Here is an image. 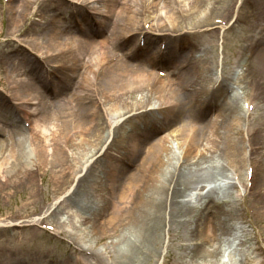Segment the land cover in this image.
<instances>
[{
	"label": "rangeland",
	"instance_id": "1",
	"mask_svg": "<svg viewBox=\"0 0 264 264\" xmlns=\"http://www.w3.org/2000/svg\"><path fill=\"white\" fill-rule=\"evenodd\" d=\"M73 1L77 3L70 0H0V115L5 114L29 129L23 130L21 136L26 137L25 148L30 157L28 155L25 157L31 158L30 163L32 164L29 174L19 176L13 159L5 163L9 151L4 150V154H0V162L7 165L6 171L2 173L0 186V255L2 257L13 249L15 252L13 255L25 256L34 261L41 260L45 264V259L48 260L47 264H69L67 261H71L69 260L71 258L76 264V256L82 255H79L75 249L82 247L83 255L88 257L84 259V264H96L97 257L105 258L111 250L115 249V246L111 244L110 231L106 235L103 234L98 222L85 221L86 214L81 206H74L67 201L66 194H69V189H73L78 180L71 178H66L62 182L57 180L61 164H73L77 156H80L75 155L76 148L70 144L67 136L59 135L56 147L51 140V132H57L59 125L65 122L67 104H72V93L76 88V83L80 80V74L79 72L74 73L71 69L72 62H76L75 59L68 61V56L63 53L56 54L59 51L54 47L55 40L54 42L53 39L48 41L50 37L48 33L53 31L55 24L60 28L73 24L75 19L82 23L80 10L87 11V8H92L97 4L96 0ZM156 1L159 6L163 4V0L162 2ZM175 1L173 3L177 9L174 16L180 21L178 31L172 33H169L168 29L164 31V28H168L167 23L172 14H157L155 8L151 7L140 8V26L157 32L161 37L155 44L156 49L165 42L170 48L171 37H176L179 31L184 32L178 39H181V43L187 42V39L194 41L191 46L186 45L190 48H186V51L192 50L193 57L200 58L203 66L205 56L195 43L209 37L213 40L212 54L215 57V66L212 73L211 70L205 72L206 76L202 72L195 75L194 70H190L188 73L190 81L184 83V86L189 95L191 93L196 95L192 98L196 105L187 102L186 106L184 105L185 98L180 97L179 102L182 105H176L178 109L170 116L167 132H173L177 126L187 121L192 123L198 133H202V124L204 122L207 124L208 120L217 117L226 101L233 98L239 115L246 118V121L241 120L240 123H234L232 129L237 136L242 137L241 149L245 155L251 157L252 162L256 161L261 165L257 174L251 178L248 175V168L251 164L247 163L242 167L239 163H231L226 159V152L213 153L212 158L205 163L188 165L187 172L204 178V181L192 184L179 196V202L186 204L190 212L183 217H177L175 221L176 230L179 232L177 236L173 237L172 232L166 233L169 230L168 224L164 225L161 231L163 240L161 238L159 244L163 255L159 257L160 259L157 256L154 261L159 260L158 264H192V249L195 248L196 242L200 241L197 237L203 231V219L213 220L215 217V208H207V202L212 197L219 202L229 201L237 208V212L234 215H223V218L228 221L230 228L228 231L217 230L218 234L210 240L204 238V246L209 250L215 249L218 245L221 247L218 261L216 256L211 255L208 264L213 262L216 264H264V173L262 174L264 170V127L261 128L256 122L260 115L264 114V0H190L189 3L188 1L181 2V0ZM192 1L198 9L202 10L190 15L187 12L194 11ZM116 10H119L118 6ZM88 12L90 14V11ZM106 17L108 19L106 24L110 29L115 23L116 15L106 14ZM202 18L205 23L201 22V25H198L195 20L202 21ZM95 19L96 16L89 17L88 29L81 28L84 31L82 30L83 36L80 37L88 39L93 37L92 40L96 42L104 40L108 29L101 32L96 31L97 21ZM163 19L166 20L164 26L158 25L157 20L160 22ZM163 32H168L167 37L161 35ZM60 33L63 34L61 38L68 37L69 34L64 31ZM184 34L187 39L182 37ZM43 41H45L44 44H42ZM129 48V45L117 48L116 54L111 58L115 67L123 63L125 58L122 59L119 55L127 52ZM172 48L177 49L173 46ZM38 49L43 50L42 55L40 53L37 55ZM107 49L111 48L107 47ZM146 58V54H141L139 57L131 55L129 61L133 62V65L141 64L146 71L150 72L151 68ZM177 58L178 65L180 64V66L177 65L179 71L174 68L170 70L177 71L179 76L180 72L188 70L192 64L183 62V54ZM108 62L109 59L100 57V64L93 79V87L98 97L96 101L100 109L98 113L101 112L99 116L103 122L106 121V126L107 119H109V124H115L121 111H125L132 103L135 104V97L139 98L142 92L149 93L152 97L153 104L147 108L154 107L156 99L153 85H150V88L124 94V100L121 97L114 100L107 98L105 90H109L112 84H115L106 82L110 67ZM12 67L17 70H13ZM41 67L49 72L45 73L48 79L52 80L50 77L52 73L56 82L60 84L65 83L60 80V75H62L60 72H73L70 79L73 84L72 88L63 93L55 90L53 83L47 80L42 81ZM72 67L77 68L78 66ZM165 67L167 68L164 64H158L155 68V75L162 77L156 73L161 69L169 72ZM203 69L205 70L201 66L200 70L203 71ZM234 75L238 78L237 83H235ZM172 76L175 77V75ZM13 81L17 82L16 88L13 87ZM174 81L175 91L179 92L181 86L178 80ZM152 82L158 84L156 80ZM220 84L223 89L219 90L214 97L209 94L210 100L205 96L199 98L195 93L197 91L202 94L200 92L202 86L212 91L219 88ZM21 93L29 94L25 102L19 98ZM118 94L121 95L122 91H118ZM114 101L119 102V110L112 111L113 107L110 103ZM65 102L68 103L65 104ZM150 111L151 115L147 121L153 127L160 126L163 120L162 115L157 113L159 109ZM79 115L83 119L87 117L83 109L79 110ZM43 118L47 121H43ZM34 119L40 122L38 127L34 126ZM26 121L28 125L24 124ZM42 124L48 127L45 133L49 141L46 151L43 152L39 150L38 144L31 140V132L39 130ZM109 131L108 127L103 129V133L108 137L105 143L111 141L112 136H108ZM119 131L116 130V133ZM4 137L5 135H0V138ZM155 139L156 136H152L149 141ZM147 145L148 143L144 144V146ZM170 145L173 150V165L182 163L184 156L176 140L171 138ZM144 146H142L143 151L146 149ZM41 156L42 159H40ZM96 157L89 159L90 161L88 160L82 169L79 167L74 172L75 177L83 175ZM64 159L68 163L63 162ZM195 160V157H192L187 163ZM126 167L129 169L126 173L135 169L134 166ZM89 174L94 173H85L87 176L84 179L89 180ZM80 188V191L83 190L82 195L89 190L93 198L106 194V191L102 190L98 184L87 189L80 185ZM82 195L79 198L81 202L83 201ZM57 201L59 202L53 207L52 205ZM167 213L168 210H166ZM167 216L169 218V214ZM39 218L44 220L40 226H37L36 220L32 222V219ZM10 221L17 222V224L3 225ZM99 235H102V238L97 240ZM1 262L2 260L0 264Z\"/></svg>",
	"mask_w": 264,
	"mask_h": 264
},
{
	"label": "bare ground",
	"instance_id": "2",
	"mask_svg": "<svg viewBox=\"0 0 264 264\" xmlns=\"http://www.w3.org/2000/svg\"><path fill=\"white\" fill-rule=\"evenodd\" d=\"M160 1L162 2V0ZM173 1L176 2L175 0H163V4L159 6L156 0H96L97 4L93 5V9L89 7L87 11L84 9L80 11L82 12L81 16L86 28L90 24L89 17L96 16L95 20L98 21L96 31L98 32L108 29L106 14L112 15L114 13L116 15L115 23L108 29V34L103 41L96 42V40H92L93 37L88 39L73 33L74 30L84 31V29H81L84 28L83 26L78 27L76 24L65 25L60 28L55 24L53 31L48 33L50 36L48 41L53 39L54 42L55 40L54 47L59 51L56 54L63 53V55L68 56V61L75 59L76 62H72L71 69L74 73L79 72L80 74V80L76 83V88L72 93V104L69 103V105L67 104L68 102H65L68 108L65 122L59 125L57 132H51V140H53L56 147L59 140L58 136H67L70 144L76 148L75 155H80L79 157L77 156V160L73 164L68 163L64 159L63 162L68 163V165L62 163L60 167L61 173L59 172L58 182H62L66 178L78 180L77 186L75 185L76 187L74 186L69 194H66L68 197L67 201L74 204V206L83 208V212L86 214L85 221L98 222L103 234L106 235L108 231L111 233V244L115 246V249L111 250V253L105 258L99 259L97 257L96 264H156L157 260L155 262V258L158 256V259H160L159 257L163 255L159 244L161 243V231L164 225L168 224L169 230L166 233L172 232V236L175 237L179 233L175 227L177 225L175 223L177 217H183L190 212L186 204H182V201L179 202V196L192 184L204 181V178L187 172L186 168L188 165L205 163L212 158L215 152L218 154L226 152L227 160L231 163H239L242 167L247 163L252 164L253 176L257 174V170L261 165L256 161L252 162L251 157L245 155L241 149L242 137L237 136L232 129L234 123H240L241 120H243L242 122L246 121V118L239 115V110L233 98L226 101L217 117L211 118L210 121L208 120L207 124H205L206 122L202 124V133H198L192 123L187 121L181 126H177L173 132H167L166 128L167 123L171 120L170 116L178 109L176 105L181 104L179 102L180 97L185 98L186 102L184 105L186 106L187 102L195 104L192 98H195L196 95L192 93V95H189L184 86V83L190 81L188 76L190 70L193 69L195 75L202 72L206 76L205 72L211 70L212 73L215 66V57L212 54L213 40L209 37H205L195 43L196 45L198 44L203 52L202 55L205 56L203 66L200 63V58L193 57L192 50H185L189 48L186 45L189 44L191 46L194 41H188L185 34L182 37H185L187 42L181 43V39H178L180 34L184 32L179 31L176 37H171V47L168 48L166 46V49L171 50L165 56V53L160 52V47L156 49L155 45L161 37L158 34L153 36L149 30H145L140 26V8L151 7L155 8L157 14H172L171 19L167 23L168 28H164V31L167 29L169 33L178 31L180 29V21L175 19L174 15L176 14L177 6L174 5ZM186 1L188 3L191 2L190 0H181V2ZM192 3L194 11L191 10V12H187L188 14H195L202 10L198 9L194 1ZM117 6L119 10H116ZM88 11H90V14ZM165 21V19L160 22L157 20V24L164 26ZM195 21L198 25H201V22L205 23L204 18H202V21L198 19ZM62 31L64 33L68 32V37L61 38L63 34L60 32ZM142 34L145 36L144 47L139 45ZM166 34L168 32H163L161 35L167 37ZM44 43L45 41L42 42V44ZM126 45H129L130 48L124 54L119 55L122 59L124 57L125 60L119 67H115L111 58L116 54L117 48H122ZM172 46L181 49L178 55L175 54V49ZM107 47L111 49L108 50ZM38 53L42 55L43 50L38 49L37 55ZM130 54L134 57L146 54L147 63H149L151 71H146L141 64L133 65L134 63L129 61ZM181 54L184 57L183 62L192 64L188 70L180 72L179 76L177 71L170 70V75L168 74L167 78L155 75L153 67L158 64H164L169 69L174 68L179 71L177 67L179 57L177 58V56ZM101 56H103V59H109L108 63H110L106 82L109 84L115 83L112 84L109 90H105L107 98L114 100L121 97L124 100V94L133 93L143 88H150V85H153L156 99L154 107L147 108L153 104L152 97L149 96V93L142 92L139 98L135 97V104L132 103L127 106L125 111H121L115 124H109V119H107L106 126V121L103 122L99 116L101 112L98 113L100 111L96 101L98 97L93 87V79ZM159 57H162L160 59L162 62L158 60ZM74 65L78 67L73 68L72 66ZM201 66L205 70H200ZM12 68L17 70L14 67ZM40 70L42 71L40 75L43 78L42 81L46 82L45 68L41 67ZM73 72L67 74L65 71L60 72L62 75L58 77L65 80V83L61 85L55 81V77H52L53 88L61 93L71 89L73 84H71L70 79L74 74ZM172 75H175V77ZM175 79L178 80L181 86L179 92L175 91ZM152 80L158 81V84H154ZM13 83V87L16 88L17 82L13 81ZM222 89L221 84L219 88L212 91L202 86L200 88L202 94L197 91L195 93L199 98L205 96L209 99V94L214 97ZM118 91H122V94L119 95ZM19 98L25 102L29 98V94L21 93ZM110 104L113 107L112 111L119 110V102L114 101ZM151 108L153 110L159 109L157 113L162 115L161 119L163 120L160 126L153 127L147 121L151 115ZM80 109L84 110V114L87 115L86 119L79 115ZM220 115L222 116L221 118L219 117ZM12 119L5 114L0 115V135H5L4 138H0V154H4V150H8V158L5 163L13 159L19 176H26L31 172L30 166L32 164L30 163L31 158H26L27 155L29 156L25 148L26 137L21 136V133H23V130L29 129ZM43 121L46 122L47 119L43 118ZM256 122L261 128L264 127L263 113ZM36 125L38 127L40 122L34 119V126ZM106 127L110 130L108 136H112L109 143H105L108 137L103 133V129ZM221 129L223 130L221 131ZM46 130H48V127L42 124L39 130L31 132L32 142L37 143L39 150L42 152L46 151L47 143L49 142L45 133ZM116 130L120 131L116 133ZM152 136H156V139L149 141ZM171 138L176 140L178 148H181L184 156L182 163L173 165ZM145 143H148V145L144 146ZM142 146L146 148L144 149L145 151H143ZM75 155H73L74 159H76ZM93 157H96V159L85 173L91 172L94 174L88 175L89 180L84 179L87 176L85 173L76 178L74 172L79 167L81 169L85 167L84 164ZM192 157H195L196 160L192 163H187ZM42 158L41 156L40 159ZM128 165L134 166L135 169L126 173L129 170L126 167ZM6 166L0 162V186L2 184V173L7 169ZM263 173L264 170L262 171ZM95 184H98L102 190L106 191V194L99 198H93L88 190L82 195L83 190L80 191V185L87 189ZM80 195H82L81 199L83 198L82 202L79 200ZM58 202H54L52 206L55 207ZM207 208H215V217L213 220L202 218L204 227L197 237V240L200 239V241H197L194 245L195 248L192 249V264H208L209 256L212 257L211 255L213 257L216 256L218 261V256L221 254L220 245L213 250H209L204 246V238L210 240L218 234L217 230L228 231L230 229L228 221L223 218V215H234L237 212V208L229 201L219 202L212 197L207 202ZM166 210H168L167 214ZM35 220L36 225L40 226L44 219H32V222ZM13 224H17V222L10 221L3 225L10 226ZM100 238H102V235H99L97 240ZM75 251L82 255L80 257L76 256L75 263L84 264V259H88V257L83 255V248H77ZM14 253L13 249H11L10 253L4 257L0 255L1 264H45L41 260L38 261L36 259L34 261L25 256L13 255ZM69 260H71L67 261L69 264H74L72 258ZM44 262L47 264L48 260L45 259Z\"/></svg>",
	"mask_w": 264,
	"mask_h": 264
}]
</instances>
